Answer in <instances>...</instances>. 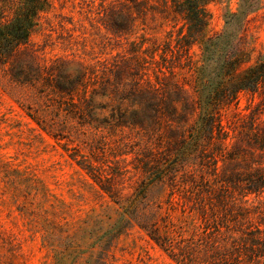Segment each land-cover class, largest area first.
Masks as SVG:
<instances>
[{
    "label": "trees",
    "instance_id": "16d2710c",
    "mask_svg": "<svg viewBox=\"0 0 264 264\" xmlns=\"http://www.w3.org/2000/svg\"><path fill=\"white\" fill-rule=\"evenodd\" d=\"M156 2L80 0L79 13L95 14L86 18L103 29L107 42L129 47L69 66L74 60L64 56L42 60L31 42L53 0H0V84L34 101L44 127L64 129L74 121L95 131L128 128L134 134L133 144L122 145L130 147L133 169L143 179L122 202L123 222L141 228L174 264H264V57L242 68L240 42L206 35L205 0ZM148 12L177 28L166 31L161 43L141 34L138 46L131 39L138 27L145 31ZM56 16L68 33L65 22L73 25V17ZM194 44L201 50L198 64H183ZM184 67L188 82L177 78ZM241 92L258 100L225 125L224 112L237 106ZM96 111L101 126L92 123ZM107 133L98 135L101 143ZM85 143L95 153L93 140ZM78 163L101 181L100 167L83 155ZM109 183L102 190L121 204ZM153 186L157 194L150 193Z\"/></svg>",
    "mask_w": 264,
    "mask_h": 264
},
{
    "label": "rangeland",
    "instance_id": "374dc122",
    "mask_svg": "<svg viewBox=\"0 0 264 264\" xmlns=\"http://www.w3.org/2000/svg\"><path fill=\"white\" fill-rule=\"evenodd\" d=\"M205 1L210 15L206 35L221 34L229 45L240 42L245 52L242 68L264 57V0ZM79 2L53 0L54 8L43 14L31 35L42 60L64 56L74 60L69 66L79 59L89 64L129 47L107 42L103 29H94L86 18L95 14L79 13ZM58 13L73 17V25L64 21L68 33L58 26L62 21ZM169 21L148 12L145 31L138 27L131 40L139 46L140 35L145 34L161 43L166 31H176L177 26L171 27ZM200 52L194 44L181 62L195 66ZM177 70L178 80L188 82L187 67ZM12 88L0 84V264H96L103 260L106 264H174L141 228L125 227L123 222L127 216L122 202L132 197L143 179L133 169L130 147L122 145L133 144L134 134L128 128L114 133L95 131L78 127L74 121H68L64 129L44 127L37 121L34 101L21 98L16 93L19 89ZM257 100L256 95L239 93L237 106L232 104L224 112L223 123L227 125L235 112L247 114ZM102 117L96 111L92 123L101 126ZM101 133H107L103 143ZM86 139L93 140L95 153ZM80 155L100 167L101 181L82 168ZM106 177L112 179L106 181ZM108 182L116 186L121 204L102 190ZM150 193L157 194L158 188L153 186Z\"/></svg>",
    "mask_w": 264,
    "mask_h": 264
}]
</instances>
